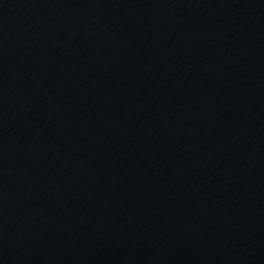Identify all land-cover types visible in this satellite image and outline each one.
Returning <instances> with one entry per match:
<instances>
[{
    "label": "water",
    "instance_id": "obj_1",
    "mask_svg": "<svg viewBox=\"0 0 264 264\" xmlns=\"http://www.w3.org/2000/svg\"><path fill=\"white\" fill-rule=\"evenodd\" d=\"M0 264H264V0H0Z\"/></svg>",
    "mask_w": 264,
    "mask_h": 264
}]
</instances>
